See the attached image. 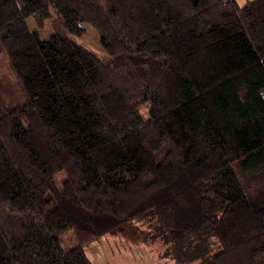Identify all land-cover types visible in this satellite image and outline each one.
I'll return each instance as SVG.
<instances>
[{
  "label": "trees",
  "instance_id": "1",
  "mask_svg": "<svg viewBox=\"0 0 264 264\" xmlns=\"http://www.w3.org/2000/svg\"><path fill=\"white\" fill-rule=\"evenodd\" d=\"M0 53V264H94L130 224L264 264V0H0Z\"/></svg>",
  "mask_w": 264,
  "mask_h": 264
},
{
  "label": "rangeland",
  "instance_id": "2",
  "mask_svg": "<svg viewBox=\"0 0 264 264\" xmlns=\"http://www.w3.org/2000/svg\"><path fill=\"white\" fill-rule=\"evenodd\" d=\"M227 1V0H226ZM240 5H245L251 0H235ZM52 18L39 25L35 18L29 19L32 29L39 30L44 38H50L53 34V20L57 14L52 11ZM85 33L80 38H73L81 46L89 49L99 59L108 58L103 50L100 36L95 29L84 23ZM8 60L3 53H0V78H12ZM22 99V94H16ZM8 101H1V105L8 106ZM251 182V181H250ZM252 188L255 190L264 189L263 179L253 180ZM64 243L74 245L76 243L72 232L62 235ZM168 236L160 229H148L146 227L130 224L106 234L101 240L93 242L85 247V251L94 264H182L177 257Z\"/></svg>",
  "mask_w": 264,
  "mask_h": 264
}]
</instances>
